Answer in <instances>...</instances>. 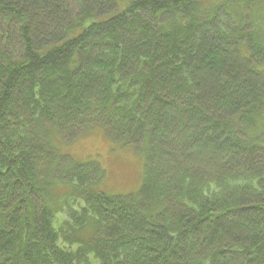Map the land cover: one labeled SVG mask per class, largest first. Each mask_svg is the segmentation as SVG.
Here are the masks:
<instances>
[{
	"label": "trees",
	"instance_id": "16d2710c",
	"mask_svg": "<svg viewBox=\"0 0 264 264\" xmlns=\"http://www.w3.org/2000/svg\"><path fill=\"white\" fill-rule=\"evenodd\" d=\"M120 1L0 0V264H264V0Z\"/></svg>",
	"mask_w": 264,
	"mask_h": 264
},
{
	"label": "rangeland",
	"instance_id": "374dc122",
	"mask_svg": "<svg viewBox=\"0 0 264 264\" xmlns=\"http://www.w3.org/2000/svg\"><path fill=\"white\" fill-rule=\"evenodd\" d=\"M127 3L128 0H121L118 10H123ZM117 148L124 150L121 152L111 150L106 136L99 129L62 146L64 151L78 160L95 159L100 162L106 171V179L97 186L99 190L110 194L135 193L142 184L143 161L135 150H127L125 149L127 147L120 146Z\"/></svg>",
	"mask_w": 264,
	"mask_h": 264
}]
</instances>
